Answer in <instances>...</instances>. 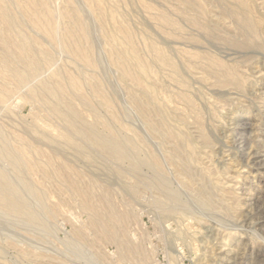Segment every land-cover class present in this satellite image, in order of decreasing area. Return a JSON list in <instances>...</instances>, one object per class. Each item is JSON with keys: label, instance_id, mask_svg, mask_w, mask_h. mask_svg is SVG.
<instances>
[{"label": "rangeland", "instance_id": "374dc122", "mask_svg": "<svg viewBox=\"0 0 264 264\" xmlns=\"http://www.w3.org/2000/svg\"><path fill=\"white\" fill-rule=\"evenodd\" d=\"M6 1L20 18L18 27L24 28L54 58L52 63L44 65L39 78L33 76L28 85L4 80L11 86L6 103L0 104V125L6 135L14 138V143L16 136L28 139L55 168L69 155L67 159L71 158L73 165L86 173L82 185L88 181L86 178H95V174L102 177L95 179L110 189L105 186L116 209L122 210L123 201H130L132 217L128 229L132 240L147 250L146 264H264V0H71L72 3L48 0L55 13L57 39H50L39 27L42 24L33 23L35 9L28 0ZM101 5L111 10L107 20L100 14ZM37 9L41 11L40 6ZM248 20H252L253 26ZM81 22L87 27L88 42L95 48L98 61L90 68L71 50ZM111 26L120 35L130 32L134 53L152 67L149 82L142 86L150 84L158 104L172 113L173 117L166 123L163 121V125L159 106L152 98L150 102V92L122 73L130 64L121 42L113 38ZM158 52L170 55L179 73L170 64L157 60ZM59 70L67 77L83 75L88 83L84 91L91 92L95 83L101 84L110 99V106H101V113L111 120V114L116 115L117 121L115 118L113 122L120 135L131 136L136 132L144 138L160 160L164 176L171 180L170 186L178 193V200L160 196L152 184L137 182L126 164L122 165L123 171L126 178L136 180L137 192L128 191L123 179L112 174V159L102 157L99 166L85 158L77 160L71 150L59 153L39 142L28 125L35 123L50 132L61 125L47 106L30 94V87L38 84L39 79H53ZM96 98L100 99L99 95ZM88 113L86 116L92 120ZM176 113L181 117H174ZM173 127L183 129L185 142L192 145V161L185 157L184 144L173 141ZM175 143L180 149H173L177 148ZM136 154L141 158L146 150L140 149ZM104 164L106 169L102 167ZM0 167L13 181L20 182L12 166L1 156ZM141 173L152 182L157 171L154 164H144ZM28 177L37 186L47 187L49 203L59 201L61 212L54 217L46 215L36 198L25 189L23 193L32 206L39 213L42 211L45 226L0 208V264H41L43 260L34 252L42 258L54 257L51 258L54 261L48 259L43 264L49 261L50 264H137L132 258L131 261L120 259L117 244L98 237L96 229L88 223L90 211L83 206L85 199L75 188L73 194L60 189L57 181L49 180L41 172ZM97 188L98 196L101 186ZM97 196L93 197L94 201L102 205ZM168 206L176 211L173 215L164 212ZM80 233L87 238H82Z\"/></svg>", "mask_w": 264, "mask_h": 264}, {"label": "bare ground", "instance_id": "6f19581e", "mask_svg": "<svg viewBox=\"0 0 264 264\" xmlns=\"http://www.w3.org/2000/svg\"><path fill=\"white\" fill-rule=\"evenodd\" d=\"M49 2L50 1H48V0H28L29 5H31L35 9V14L32 15L31 19H32L33 23L42 24V26H39V27H41L42 30H44L47 33V35L49 36L50 39H57L56 38L57 30L53 24V19L55 17V13L50 8ZM69 2L72 3L71 0H69ZM14 5H15V2H14ZM38 6H40L41 11H39L37 9ZM84 8H85V6H84ZM109 11L111 12V10H109L107 7L102 8V5H101L100 14L106 20L109 19L108 18ZM20 14H22V13H20ZM66 16L69 17L70 14L67 12ZM56 18H58V17H56ZM248 21L249 22H247V23H249L250 26H253L252 20H248ZM20 22H21L20 18L17 16L15 11L12 9L11 5L6 0H0V104L1 103L4 104V102L6 103V100L9 96V94H11L10 93L11 92V89H10L11 86H9V85H7V83H5V81H4L5 79H11L18 85H22V86L28 85L29 82L31 81L30 79L33 76H37L39 78L38 75L45 68L44 65L46 63L47 64L52 63L53 59H54L51 52L49 53L47 50H45L40 42L33 39L30 36V34H28L26 31L23 30L24 28L21 29L20 27H18ZM32 29H33V27H32ZM112 30H114L112 33L113 38L117 42L118 41L121 42L120 44H122V45H120V44L119 45L121 46V49H122L123 53L125 54V57L128 60L129 64H130V68L128 70L124 69V72H122L124 74V76L129 77L133 81V83L137 86H142V84L148 83L149 82L148 76H150L149 73H151V69H149V68L151 66L149 65V67H148L145 64L146 61L144 62L143 59L140 58L139 54L134 53L133 48L131 46L132 34L130 32H127V33H121L123 35H120L119 32H117L118 30L116 31L115 29H113V27H112ZM77 31H78V33L74 37V45L71 48V50L75 53V55L83 62V64L87 68L96 66V63H98V61L96 62V59H95L96 58L95 52H94L95 48L93 49L92 48L93 46H91L88 42L89 41V39H88L89 35L87 32L88 30H87L86 25L81 22L77 28ZM47 41H48V39H47ZM86 42H88V45L86 44ZM69 45H70V43H69ZM156 57L158 58V59L156 58L157 60H160L166 64H170L173 67L174 71L176 73H179V68L176 64V61H174V59L172 60L170 58V55L168 57L166 54H164L162 52L161 53L158 52V53H156ZM100 67H102V66H100ZM87 68H84V69L87 70ZM127 68H128V66H127ZM82 74H84V71H82ZM82 76H80V77H78V76L77 77H74V76L67 77L66 74H63V71L61 72L59 70L55 73V76L53 79H42V80L39 79L38 84L36 83V85H33L30 87V94L32 96L38 98L42 102V104L46 105L47 106L46 108H48L49 112L59 119L60 125H61V126L59 125L60 128L56 129V131L50 132L48 129L46 130L45 128L41 127L38 124H35V123L30 124V125H28V127L32 131V133L35 135V137L39 140L40 143L43 142L46 145H48L49 148L52 149V151H59V153L60 152L64 153L67 150H71V152L74 153L75 156H77V160H78V158H85V160H87V162H90L91 164L97 162V165L100 166L101 164H99V163H101V162H98V161L104 160L103 159L104 157L110 158V160L112 159L114 161V166L112 167V171H113L112 174L114 176H115L114 173L119 175L123 179L124 188H126L131 193H134L135 191L137 192L138 190L136 189V183L142 182V184L147 183V184L154 185L156 187V188L155 187L154 188L157 189L160 196L166 197V198L167 197L168 198L173 197L172 199L178 200L179 195L176 191H174L175 189L173 190L171 188V186H170L171 180L168 181L167 177L164 176L161 162L157 158L155 152L152 151L148 147L144 138L141 137L138 133L133 132V134L131 136H125V135L122 136L119 134L117 129L114 127V122H113V120H115V118H116V115L114 113H112L111 114L112 120H111L110 118L109 119L106 118L107 114H105L106 116L103 115L101 113V110H100L101 106H103V105L110 106V99L106 95L108 93L105 94L102 91L100 83H95L93 85V90L91 92H87V90H85L86 91L85 92L84 89H85V87L88 86V83ZM37 77H36V79H37ZM33 79H35V78H33ZM33 81H35V80H33ZM12 84H14V83H12ZM142 87H144V89H146L150 92V95H151V97H149L150 102H151V98H152V101L159 106V108H158V106L156 105L157 106L156 108L160 109V113H161V117H162V125H163V121L166 123L168 118L173 117L172 113L167 111L166 108L163 107V105L158 104L159 99L157 97V94L152 89L150 84H148L147 86L144 85ZM147 94H148V92H147ZM98 95H99L100 99L96 98ZM144 96H146V95H144ZM28 97H29V95H28ZM160 102H161V100H160ZM141 110H142V108H141ZM87 112H90L88 114L92 115V117H91L92 120H90V118L86 116ZM147 113L149 114V110L147 111ZM91 115H89V116H91ZM175 116L179 117V118L181 117V115L178 113H176V115H174V117ZM116 121H117V118H116ZM154 121H155V119H154ZM156 121H157V119H156ZM18 123H19V121H18ZM200 123H202V122H200ZM156 124H157V122H156ZM21 125H22V123H21ZM25 126H27V125H25ZM175 130L173 132H171V135H172L171 137H173L172 138L173 141H175L178 144L179 143L184 144V150L187 152V153H185L186 154L185 157L187 158V160L192 161V159H193V155H192L193 149H191L192 145H189L188 143L185 142L186 140H184V135L182 133L183 129L182 130L178 129L176 131ZM25 131L27 133V130H25ZM204 133H205V131H204ZM185 134H186V132H185ZM12 137H14V136H12ZM32 137H34V136H32ZM13 139L11 137H9L8 135H6L3 127L0 125V156L12 166L13 172L18 176V178H20V182L16 183L15 182L16 180L13 181V179L10 177L9 173L4 168L0 167V208H2L6 213H8L10 215H15L16 217L18 216V217H21L23 219L30 220V221L38 224V225L45 226L46 223L43 219L45 217L44 216L42 217V214H43L42 211H44L46 215H48L50 217H54L60 211V206H59L60 202L58 201V203H57L55 201L56 203H53V204L49 203L50 193H49L47 187L42 185V184L37 186V184H34L32 179H29V177H28V175L30 177H34L37 172H41L49 180L57 181L59 184V185H57V187L59 186L58 188L68 190L71 192V194H73V192L77 191L78 195L82 196L85 199V202L84 203L82 202V203H83L84 208L88 209L90 211V213H88V215L90 214V220L88 223L90 225H92V228L94 227L96 229V231L98 232V235H99L98 237L102 241H108V242L112 241V242H115L117 244V246H118L117 252L119 253L120 259H124V260L129 259L130 260L132 258V259H135L137 261L136 262L137 264H146L147 263L149 258H148L147 252H145L146 249H143L145 247L142 248V246L140 244L135 243L132 240V237H131L130 232H129L130 228L128 229L129 223L131 221L130 219L132 217L131 210L129 208L130 201L127 202V201L122 200L124 202L123 209L122 210L119 208L116 209L115 205L113 206L114 203L113 204L111 203L112 199H110V197H111L110 192H109L110 189L105 185L109 189V191H108V189L104 185L101 184L103 181L101 182V181L97 180L100 176L98 177L95 174L93 176H95V178L97 177V179H95L93 176H92L93 178H86V179H88V181L87 182L85 181L86 183L82 185L81 181L85 180L84 174H86V173H83L82 170H78L77 167L73 165L71 158H70L71 160L67 159V158H69L68 157L69 155L67 156V154L65 153V156H67V157L62 158L61 161L59 162L60 163L59 166L57 168H55L51 164L50 159L43 158L40 156L39 147L34 146L28 139H26L22 136H16L15 140L17 143H14ZM32 139H34V138H32ZM35 139H34V142H36ZM38 140H37V143H38ZM207 140H208V138H207ZM176 143H175V145H176ZM176 146H177V148L174 147L173 149H178L180 147L179 145H176ZM172 147H173V145H172ZM140 149L146 150V155L141 157V158H139L136 154L138 152V150H140ZM171 151H173V150H171ZM181 151H183V150H181ZM55 153L56 152H53V154H55ZM138 155H139V153H138ZM170 155L172 156L171 153H170ZM178 155H180V153ZM180 158H181V156H180ZM73 159H75V158H73ZM183 160L185 161V158ZM76 163H77V161H76ZM123 164H126L128 171L134 175V176L133 175H131V176L136 177V179H137L136 183H135L136 180L131 181V179L129 180L128 178H126V174L123 171V167H122ZM144 164H154V166L156 168L157 174H156L155 179L152 177L154 180H152V178H151L152 182L147 181L148 179L143 177V175L141 173V168ZM105 165L106 164H104V166L102 165V167H105L104 169L107 168ZM5 166H7V165H5ZM187 166H190V165L188 164ZM182 168L185 169L184 167H182ZM8 169H9V167H8ZM79 169H80V167H79ZM98 169H100V168L98 167ZM104 169H100V170H104ZM100 170H98V171H100ZM188 173H190V172H188ZM109 175H111V173H109ZM108 177H110V176H108ZM100 178H102V177H100ZM40 179H42V178H40ZM104 181H105V179H104ZM106 181H107V178H106ZM105 184H108V183L105 182ZM152 185H150V186H152ZM100 186H101V191L98 193V196L100 197L99 199H101V201H102V205H100L99 203L97 204L96 201H94V198L97 196L96 195V188L100 187ZM108 186H109V184H108ZM73 188H75L76 190L74 191ZM137 188H138V185H137ZM24 189L27 191V194L29 196H33L36 198L38 205L42 209V211H41L42 214L39 213V209H36L35 206H32L30 199L27 198L28 196L26 195L27 196L26 197L24 195V193H23ZM97 189H99V188H97ZM196 192H197V190H196ZM63 194H64V192H63ZM180 194H182V193L180 192ZM215 194H216V192H215ZM196 195H198V194H196ZM126 200H128V199H126ZM156 204H158V203H156ZM153 206H154V204H153ZM165 208H167V207H165ZM165 208H163V209L165 210ZM169 208H171V207L168 206V209H166L164 211L167 214V216H168V214H169V216L171 214L173 215V213L176 212L174 209L172 210ZM79 210H81V209H79ZM81 213H82V211H81ZM88 219H89V217H88ZM85 223H86V221H85ZM79 232H77V233H79ZM79 235L82 238H87L84 235V233L83 234L80 233ZM24 253H26V252H24ZM33 254L36 255L38 257V259L43 260V262H41V264H43L44 262L46 263V260H48V259L54 261V259H51L54 257L47 256L50 258H46L44 256V258H42V256H40L39 254H36L35 252ZM224 254L227 256L228 252L225 251ZM0 259H1V257H0ZM55 259H57V258H55ZM49 262L51 263L52 261H49ZM54 263H56V262H54Z\"/></svg>", "mask_w": 264, "mask_h": 264}]
</instances>
